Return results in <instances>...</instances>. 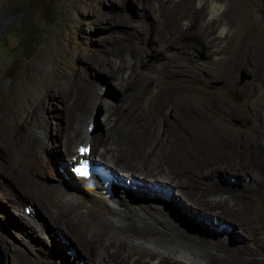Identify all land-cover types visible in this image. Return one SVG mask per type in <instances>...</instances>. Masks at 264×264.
<instances>
[{
    "label": "bare ground",
    "instance_id": "obj_1",
    "mask_svg": "<svg viewBox=\"0 0 264 264\" xmlns=\"http://www.w3.org/2000/svg\"><path fill=\"white\" fill-rule=\"evenodd\" d=\"M134 3L142 10L139 22L146 30V41L139 36L135 42L128 40L121 54H111L112 60L85 59L65 86L59 78L43 79L40 93L34 97L29 94L21 104L24 111H21L23 115L19 121L15 122L10 115L0 116V158L6 160L0 161V170L8 168L25 187L22 194L15 192L13 195V205L20 215L30 218L34 203L43 201L40 207L48 220H44L45 224L49 222L56 233L59 229V235L70 237V241L79 245L95 264H208L209 254L202 253L199 245L213 243L226 249L224 241L207 239L200 230L195 232L189 228V220L182 218L172 206L180 204L182 208H177L188 211L194 220L202 218L197 217L192 207L203 211L204 214L200 213L203 217L214 211L218 221L228 217L237 220L235 215H238L243 219L241 222L248 225L246 209L233 206L259 192L261 187L260 183L238 187L234 185L235 181L230 183L224 175L212 176L217 170L226 174L227 167H220L223 164L203 173L202 165L195 164L193 159L196 157L193 150L203 136V132H197L199 124L195 116L206 118L207 122L226 124L227 116H237L240 111L229 106L221 96L203 95V82L195 76L196 68L205 67L198 60L210 55L209 48L222 42L228 31L227 16L222 10L224 0H134ZM237 12L251 20L248 9L240 7ZM255 36L263 39L259 34ZM160 44L171 49L166 57L168 61H164L165 47L159 48ZM147 55L153 57L152 63L147 62ZM40 73L37 68L31 70L32 84L40 80ZM97 79L109 89L98 94L100 87L95 90ZM111 80L116 93L105 96L108 94L105 91L112 88ZM50 99H56L55 106H50ZM99 104L105 107L103 125L92 133L88 131V119L94 117V109ZM49 109L59 118L54 129L46 123L48 116L45 112ZM17 124L24 132L29 125L34 127L29 129V134L36 139L35 143L24 148L16 146L15 140L20 136ZM158 125L164 126V129L158 128L162 138L160 145L169 150L163 155L157 154L156 149L142 150L138 145L143 136L155 133ZM136 128L139 133L135 131L134 134ZM170 128L173 133L171 144L164 140ZM41 130H45L48 136H43ZM222 130L228 132V143H231L230 131ZM183 131L187 134L181 133ZM53 141L59 143L60 154L63 152L66 156L56 155L54 162L42 154V149ZM181 143L190 156L183 157L175 149ZM96 150L101 152L96 163L106 164L114 172L112 174L109 170L113 181L108 194L95 177L75 176L71 173V166L68 169L73 160L75 162L85 153ZM68 152L71 158H67ZM9 156H13L11 163L7 161ZM52 162L62 164L60 168L66 172L64 174L71 176L76 184L68 182L63 174H55L57 169ZM138 190L146 195L133 193ZM32 193L36 199L29 196ZM230 201H233L231 207ZM0 214H5L1 206ZM43 225L28 220V226L40 236L41 244L46 242ZM21 228L18 226L14 230L18 231L21 241L33 249ZM245 229L238 235L250 238L251 231ZM8 230L9 227L6 233ZM234 235L237 236L233 234V238ZM23 259L27 264L40 263L39 258L31 254L25 253Z\"/></svg>",
    "mask_w": 264,
    "mask_h": 264
},
{
    "label": "rangeland",
    "instance_id": "obj_2",
    "mask_svg": "<svg viewBox=\"0 0 264 264\" xmlns=\"http://www.w3.org/2000/svg\"><path fill=\"white\" fill-rule=\"evenodd\" d=\"M240 7L248 9L251 20L238 14L237 10ZM222 10L227 16L228 31L223 35L222 42L209 48L210 55L198 60L205 67L203 66V69L196 68L195 76L203 82V95L211 98L221 96L229 106H234L240 111L237 116H227L226 124L219 121L207 122L206 118L195 116V120L199 124L197 132H203V136L200 138L196 134V137L200 139L197 143L198 147L193 150L196 153V157L193 159L195 164L202 165L203 173L210 171L215 165L223 164L220 167H227V172H238V174L227 172L225 174V172L217 170V173L213 172L211 175L216 177L219 174L224 175L226 180L231 181L230 183L235 181L234 185L237 184L238 187L241 184L256 183H260L261 187L259 192L251 194L250 197L242 199L239 204L233 206L246 209L245 217L248 225L241 222L243 219L242 217L239 219L238 215H235L237 220L228 217L218 221L214 211H209L206 214L207 217H203L201 216L204 214L203 211L200 212V209L192 207L191 210L197 212V217L202 218V220H194L193 217L191 219L188 211L182 212L183 209L177 208V206L182 208L179 206L180 204L175 202L176 205L174 204L175 206L173 205L172 208L182 218L189 220V228L195 232L200 230L199 232L207 239L220 243L222 240L224 241L226 249L218 248L213 243L209 246L199 245V250L202 253L209 254L208 264H217L218 262L264 264V0H224ZM141 12L142 10L134 3V0H0V116L10 115L15 122L19 121L23 115L21 111H24L21 104L25 103L29 94L34 97L40 93L44 84L43 79L47 77L50 80L59 78L65 86L66 82L74 77L77 68L83 66L85 59L112 60L111 54L115 52L121 54L122 50L126 49L128 40L135 42L139 36L146 41V30L139 22ZM213 18L215 20V17ZM256 34H259L263 39L259 37L258 39ZM164 47L163 44L159 46V48ZM164 51V53L162 52L165 57L164 61H168L166 57L171 53V49L165 47ZM74 54L77 55V58H74L76 56ZM145 58L148 63H152L154 60L151 55H147ZM31 67L41 70L40 80H35L33 84L30 79L33 69ZM52 71L53 74H51ZM91 77H95L93 70H91ZM112 82L113 80H111L113 89L105 91L108 93L105 96L115 95L114 87L116 89V86ZM99 87L98 94L109 89H106L105 85L97 79L95 90ZM154 87L153 85L152 89ZM55 100L50 99V106H55ZM104 110L103 104L95 107L94 117L88 119L90 121L88 131L95 133L100 130L99 128L103 125ZM45 113L48 116L46 123L51 125V129H54L59 123V118L54 116L53 110L49 109ZM16 126L17 131L20 132V138L17 137L15 140L17 147L24 148L35 143L36 139L29 134V129L34 128L32 125H29L25 132L18 124ZM160 127L164 129L163 125H158L157 132L145 134L146 137L143 136L144 138L139 140L138 145L142 150L150 148L158 150L157 154L168 153L169 150L160 145L162 143ZM222 129L230 131L231 143H228L230 140L228 132ZM41 131L43 136H48L45 130ZM135 131L139 133V128L134 130V134H136ZM256 131L257 133H255ZM170 133L171 128L168 136L166 135L164 138L170 142L169 144H171V135H173ZM181 133L187 134V131ZM205 135L207 139H205ZM59 149V143L53 141L50 146L42 149V154L54 162L56 155L58 157L65 156L63 152L62 155L60 154ZM175 149H178V153L183 157H188L191 154L186 151L184 146L182 147V143ZM8 150L11 151V148ZM70 154L68 152L67 158H71ZM100 154L101 152L96 150L85 153L83 157L96 162L95 159H98ZM1 160L6 162L0 158ZM7 161L11 163L13 156H9ZM5 162L4 164H6ZM56 164H53L58 170L55 171V174H63L62 176L68 182L72 181L73 184H76L73 179H70L71 176L64 174L66 172L60 168L62 164L59 163L57 166ZM101 165L114 174L110 166ZM237 179L239 182L236 181ZM24 191L25 187L22 182L14 178L8 168H1L0 206L5 209V214L4 216L0 214V234L3 233L5 236L2 234L3 237H0V247L5 258L4 264H27L23 259L25 253L31 254L35 258L38 257L39 264H95L88 259L79 245L70 241V237L59 235V229H56V233L50 228L52 225L49 222L50 226L45 224L44 220H48L40 207L44 203L43 201L34 203L33 211H30V218L20 215V211L13 205V195L15 192L22 194ZM133 193L145 194L139 190ZM29 196L34 197L33 193ZM34 198L36 199V197ZM232 203L233 201H230V207ZM28 220H32L35 224L44 223L45 244L39 242L41 238L31 226H28ZM18 226L23 227L21 228L23 235H25V239L26 237L30 239L33 249L21 241L18 231L14 230ZM8 227L9 230L6 233ZM242 227L251 231L250 238L242 234L238 235L244 230ZM248 227H251L252 230ZM233 234L237 235H234L235 239L232 237ZM238 236L243 240L239 238L240 240L237 241ZM23 248H26L25 251Z\"/></svg>",
    "mask_w": 264,
    "mask_h": 264
},
{
    "label": "clouds",
    "instance_id": "obj_3",
    "mask_svg": "<svg viewBox=\"0 0 264 264\" xmlns=\"http://www.w3.org/2000/svg\"><path fill=\"white\" fill-rule=\"evenodd\" d=\"M80 158H85V157H80ZM86 159H88V158H86ZM79 159H77L75 162H73V163H71L70 164V166H71V168H70V170L72 169V167L76 164V162L78 161ZM88 160H90V159H88ZM91 161V163H93V164H97V165H101V164H98V163H96V162H94V161H92V160H90ZM102 166V165H101ZM103 167V166H102ZM108 172H109V170L107 169V168H105ZM71 173H72V171H71ZM73 174V173H72ZM74 175V174H73ZM109 175H110V178H111V181L108 183V186L107 187H104L103 185V190H104V192L106 193V194H108L109 193V185H110V183L113 181V179H112V176H111V173L109 172ZM76 176V175H75ZM96 179V178H95ZM97 180V179H96ZM98 181V180H97Z\"/></svg>",
    "mask_w": 264,
    "mask_h": 264
},
{
    "label": "water",
    "instance_id": "obj_4",
    "mask_svg": "<svg viewBox=\"0 0 264 264\" xmlns=\"http://www.w3.org/2000/svg\"><path fill=\"white\" fill-rule=\"evenodd\" d=\"M4 254H3V251H2V249H1V247H0V264H4Z\"/></svg>",
    "mask_w": 264,
    "mask_h": 264
},
{
    "label": "snow or ice",
    "instance_id": "obj_5",
    "mask_svg": "<svg viewBox=\"0 0 264 264\" xmlns=\"http://www.w3.org/2000/svg\"><path fill=\"white\" fill-rule=\"evenodd\" d=\"M83 151V150H82Z\"/></svg>",
    "mask_w": 264,
    "mask_h": 264
}]
</instances>
